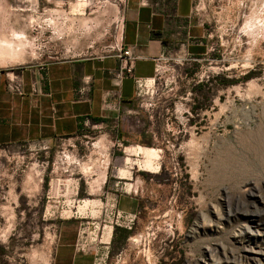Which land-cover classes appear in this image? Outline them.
<instances>
[{
    "label": "rangeland",
    "instance_id": "rangeland-1",
    "mask_svg": "<svg viewBox=\"0 0 264 264\" xmlns=\"http://www.w3.org/2000/svg\"><path fill=\"white\" fill-rule=\"evenodd\" d=\"M51 1L0 0V29L7 32L0 34V67L115 52L126 0ZM194 6L206 28L204 51L164 53L131 112L83 123L50 149H8L24 174L40 179L36 204L26 205L31 197L24 189L15 217L29 242L54 218L81 250L93 251L97 264H264V215L257 225L244 213L226 215L231 200L264 209L263 173L247 157L237 163L246 170L223 184L211 183L209 172L213 148L253 158L258 137L264 143V0H194ZM191 134L210 143L198 179ZM139 146L147 152H137ZM247 187L257 197L242 194ZM216 204L226 219L193 232L200 210L214 216Z\"/></svg>",
    "mask_w": 264,
    "mask_h": 264
},
{
    "label": "crops",
    "instance_id": "crops-1",
    "mask_svg": "<svg viewBox=\"0 0 264 264\" xmlns=\"http://www.w3.org/2000/svg\"><path fill=\"white\" fill-rule=\"evenodd\" d=\"M2 28L0 34L6 35ZM205 37V24L195 12L194 0H126L119 47L131 48L137 57L132 75L120 83L116 73L122 63L115 55L0 67V264H97L93 251L81 250L75 234L61 228L57 219L46 222L35 242L16 230L19 196L26 189L27 198L31 197L26 205L36 204L32 197L39 195L35 185L40 179L34 172L24 174L19 158L6 153L25 145L50 149L59 138L77 133L83 123L115 121L131 112L139 93L138 79L153 80L158 60L168 51L202 53ZM14 74L22 78L21 95L9 90V77ZM47 181L52 187L55 179L48 176ZM89 202L86 200L85 206ZM107 226L105 238L109 240L113 226Z\"/></svg>",
    "mask_w": 264,
    "mask_h": 264
},
{
    "label": "bare ground",
    "instance_id": "bare-ground-1",
    "mask_svg": "<svg viewBox=\"0 0 264 264\" xmlns=\"http://www.w3.org/2000/svg\"><path fill=\"white\" fill-rule=\"evenodd\" d=\"M251 101H253V100L250 99V102ZM199 140H200V138L196 134H191V139L187 143L189 152L194 155V158L196 160L194 167H195V176L197 179L199 178V175H200L199 171H200V167H201L199 159L208 155V150H209V146H210L209 142L206 145H202ZM248 146H249L251 152H252V149L254 148V150L252 152L254 154L253 158L251 156L248 157V155L246 153H245V155L241 154L242 155L241 156L233 148L228 147V149H226L222 153H220L218 149H216L214 151V148H213V156L211 159L212 165L209 168L211 183H213V184H219V183L221 184L222 183L223 184V182H225V181L229 180L230 178H233L234 176H237L238 174L242 173V170L243 171H244V169L246 170V167H243L240 169L237 165V163L241 159L240 157H247L248 159L251 160V162H256V165H258V167H256V168H259L258 171L261 174L263 173V176H264V143H263V141L261 140L260 137H258V141L254 144L253 148L251 147L252 146L251 144ZM143 151L147 152V150H145L142 146H139L137 152H143ZM149 151L152 154V158L156 160V158L158 157L156 148H150ZM253 160H255V161H253ZM158 168H159L158 165L154 166L153 172L157 173ZM87 169H89V167ZM104 178H105V176H104ZM251 183L252 182H248V185H251ZM255 186H256V188H255ZM254 188L259 189V186L254 184ZM261 190H262V188H261ZM225 191L229 193V190L227 188H225ZM245 192H248L253 197H257V195H258L253 189L251 190L249 187L244 189L242 191V194H244ZM204 202H206V201H204ZM204 202H203V205H204ZM235 202H236L235 200L230 201V204H229L230 207L226 211L227 218L230 216H237L240 213H244V215H246V217L249 218V221L254 223V222H256V219H258L264 215V209L261 205L254 204V208H251V203L247 199L237 202L236 205H235ZM246 206H247V210H245L246 212H244V207H246ZM213 210H214V216H210L209 213H207V211H205V210H200V214H199L200 219L197 221L196 227L194 228L193 232L198 231L199 229H201V227H205L206 225H208V222H211L215 225H218V223L221 222L222 219H224V218L226 219V216L223 212V209L219 205H217V204L214 205ZM256 225H257V222H256ZM250 250L255 251L254 249H250ZM211 255L213 257L215 254L212 252ZM219 259H221V257H219Z\"/></svg>",
    "mask_w": 264,
    "mask_h": 264
},
{
    "label": "built area",
    "instance_id": "built-area-1",
    "mask_svg": "<svg viewBox=\"0 0 264 264\" xmlns=\"http://www.w3.org/2000/svg\"><path fill=\"white\" fill-rule=\"evenodd\" d=\"M108 55H115L121 60V63H122L121 68L116 73V79L119 83L127 75H132L133 62L137 56H135L131 48L124 49L123 47L118 46L114 53L108 54ZM108 55H98L95 57L102 58ZM138 82H139V87L142 86L144 83H146V82H140L139 79H138ZM88 83H89V80H85V84H88ZM8 87H9V90L15 94L21 95L24 93L23 81H22V78L18 74H14L13 76L9 77ZM83 91L81 90V92Z\"/></svg>",
    "mask_w": 264,
    "mask_h": 264
},
{
    "label": "trees",
    "instance_id": "trees-1",
    "mask_svg": "<svg viewBox=\"0 0 264 264\" xmlns=\"http://www.w3.org/2000/svg\"><path fill=\"white\" fill-rule=\"evenodd\" d=\"M130 235V231L129 230H125V236L128 237Z\"/></svg>",
    "mask_w": 264,
    "mask_h": 264
}]
</instances>
